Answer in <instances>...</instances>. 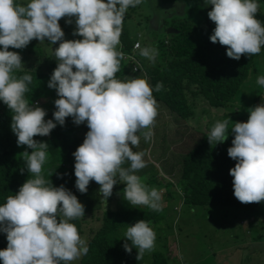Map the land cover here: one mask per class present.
Listing matches in <instances>:
<instances>
[{
	"label": "clouds",
	"instance_id": "clouds-1",
	"mask_svg": "<svg viewBox=\"0 0 264 264\" xmlns=\"http://www.w3.org/2000/svg\"><path fill=\"white\" fill-rule=\"evenodd\" d=\"M142 2L0 0V101L11 112L17 145L32 149L22 153L25 168L34 177L26 179L15 195L0 205V232L6 233L7 239V247L0 249L3 264H70L89 251L86 239L70 222L84 218L85 206L64 186L48 185L41 174L48 144L34 139L50 135L68 117L75 124L86 123L88 127L83 143L73 153L75 186L82 194L95 181L100 186L98 192L107 200L114 186L124 182L123 198L132 207L162 210V194L149 189L137 174L147 166L145 153L134 151L139 148L141 136L148 142L154 135L158 110L153 88L144 78H115L123 55L132 63L134 74L142 70L135 57L137 51L151 63L156 61L157 49L142 47L140 30L135 31L131 51L124 53L122 49L125 14ZM204 4L212 5L208 17L215 28L210 40L225 46L229 58L239 60L244 55L261 53L264 24L256 18L257 0H204ZM178 5L175 2L171 6ZM73 17L74 35L82 39H64L59 21L67 18L66 22L72 23ZM163 24L160 27L165 34H171L166 32L169 25ZM34 39L40 43L47 40L51 45L59 42L53 49L57 67L48 81V87L55 89L59 97L54 101V119L46 120V110L26 99L32 76L14 75L24 65L20 53L9 49L26 48ZM135 62L139 64L138 71H134ZM256 84L264 87V75L257 77ZM162 88L163 83L157 82L155 91ZM261 99L255 96L249 114H242L247 121L237 119L229 127L231 119L217 120L207 135L209 144L215 146L225 142L231 130L234 138L227 153L236 163L229 174L234 196L242 204L264 201V104L258 103ZM25 168L20 169L21 173ZM123 237L126 252L131 254L133 247L137 249V260L155 248L156 233L143 219L130 225ZM263 261V257L257 259L260 264Z\"/></svg>",
	"mask_w": 264,
	"mask_h": 264
},
{
	"label": "trees",
	"instance_id": "trees-1",
	"mask_svg": "<svg viewBox=\"0 0 264 264\" xmlns=\"http://www.w3.org/2000/svg\"><path fill=\"white\" fill-rule=\"evenodd\" d=\"M149 1L158 11L165 9V14L173 11L170 8L173 3L180 2V0ZM258 1L264 4V0ZM20 2L26 3L27 0H20ZM181 2H189L192 5L190 18L185 17L177 23L165 18L162 20L164 26L172 25L180 30L179 33H171L167 40H163L154 38L149 31V36L143 41V47L157 49L156 61L153 64L144 57L137 59L144 78L153 88L156 101H159L164 110L166 107L165 111L169 112L179 124L178 132L173 135L167 130L166 122L158 117V112L155 120H158L162 126L154 125L152 128L154 135L146 143H149L150 148L156 146L158 151H160V146L170 144L171 156L175 158L170 160L172 157H167L166 152H158L155 149L152 153L157 155L153 160L158 162L159 166L155 167L152 162L148 164L150 159L146 158L147 166L143 170L148 169L151 177L158 175L157 172L152 173L156 169L166 173L169 178L177 175L183 180L188 178L189 189L181 195L183 204L190 209L203 210V212L195 213L193 219V225L205 238V241L201 243L199 260L188 262L183 256H167L166 233L173 230L172 225L167 224L162 226L163 235L158 236L155 241V250L145 253L142 259H136L137 249L135 247L131 254L125 251L123 245L126 238L123 236L127 228L141 219L154 226L160 220L163 221L166 215L165 208L160 215L158 211H153L146 206L124 207L122 200L114 201L112 197L110 202L99 201L98 204L91 206V203L86 200V193L82 194L74 183L76 177L73 153L83 143L84 138L79 134L83 126L85 128L87 126L77 125L71 117H68L65 124L63 126L57 124L50 135L35 136L34 139L48 144L46 149L48 156L41 173L48 185L51 183L55 187L62 185L76 195L83 205L85 203L84 218L70 221L76 225L89 247L88 253L82 256L80 264H260L255 257L258 253L255 247L257 243L264 248V225L261 228L257 225L260 222L264 224V201L242 204L234 196L233 178L229 170L235 166L236 161L231 159L227 153L234 136L229 130L225 142L215 146L210 145L207 135L214 125L210 122L202 137L194 141L192 139L195 135L194 124L189 119L202 114L214 117L216 113H219V108L230 107L235 118L247 121L240 111L235 114L236 109L232 107V104L239 100V92L243 87H249L251 92V95L244 96V98L252 97L254 101L255 96L264 97V87L261 89L263 92L255 89L257 77L264 75V47L258 55L250 57L244 55L239 60L229 58L225 46L210 40L215 24L209 19L208 12H204V0H181ZM145 4L142 2L139 9ZM211 7L212 5H210V10ZM133 8H129L124 19L131 17ZM193 10H195L194 13ZM197 11L205 13V16L198 18ZM256 18L264 24V11L258 10ZM59 23L65 33L64 39H67V29L63 27L67 22L62 18ZM136 32H138L137 29ZM121 39L124 53H129L135 43L132 29L126 28V33L124 36L121 35ZM46 45L33 44L32 47L37 49L39 55L47 56ZM9 50L19 53L22 51V49L13 48ZM122 60H124V55ZM122 60L120 71L115 74L116 79L124 78L127 74L126 69L122 67ZM46 66L51 67L49 64ZM56 67L57 61L55 67L49 72L52 74ZM25 74L32 76V82L28 85V91L25 94L26 99L32 105L35 104L44 109L50 108V113H47L45 119H54L53 113L56 110L54 101L59 97L55 89L48 87L50 76L43 72L26 69L14 72L16 77ZM157 82L163 83L160 91H155ZM11 119L9 108L0 101V205L6 203L8 196L15 195L26 179L34 178L25 168L26 162L22 153L26 150L31 152L32 149L17 145V137L11 129ZM141 151L147 152L144 147ZM196 160L201 165L205 164L207 173L203 176L197 174L196 177H188L189 165ZM127 166L126 164L125 167ZM21 168H25L23 173L20 171ZM137 174L140 176V172ZM123 189L122 186L121 193ZM111 203H120V205L113 206ZM208 206H212L213 216L217 221L212 219ZM93 220H98V226L89 225ZM242 223L248 224V228L245 229ZM232 224L237 225L233 235L228 232L227 237H223L218 233V230L227 229ZM173 225L178 236V223H173ZM6 247H0V249ZM230 249L232 250L228 252ZM0 264H3L2 260Z\"/></svg>",
	"mask_w": 264,
	"mask_h": 264
},
{
	"label": "rangeland",
	"instance_id": "rangeland-1",
	"mask_svg": "<svg viewBox=\"0 0 264 264\" xmlns=\"http://www.w3.org/2000/svg\"><path fill=\"white\" fill-rule=\"evenodd\" d=\"M143 0V3H146L145 6L139 9L140 5L134 7L131 10V17H127L124 19V27L122 29V32L124 34L126 33V28H131L132 31H134L133 38H135V31L140 30V33L142 34L140 41H144L147 36H149V31L151 32V35L154 36V38L160 39V38H169L170 34H165L163 27H160L163 24V18L166 20L172 21L177 23L179 20L184 19L185 17L190 18L192 16V5L189 2H180L177 1V4L179 2L178 7H172L173 11H170L169 14H165L163 11H156V8L152 7L151 2L148 0ZM259 4V10L261 12L264 11V4L261 3V1H258ZM171 7V6H170ZM154 8V9H153ZM212 8V7H211ZM204 12H209L210 10V4L204 6ZM195 10H193V13ZM196 16L198 18H202L205 16V13H201L200 11L196 12ZM67 18H63V20H66ZM65 29H67V34L66 38L67 40H75V39H82V37L78 35H74V30H75V18H72V23H66L63 26ZM172 26H167V29L171 28ZM33 44L36 45H46V50L47 51V56L39 55L37 53V49L35 47H32ZM58 46V42L56 44H49L47 40L45 42L40 43L38 40H32L26 48H23L20 55L22 57L23 65L21 69L18 70H34L37 72H43L51 76V73L49 70L51 68H54L56 65V59L54 58L53 54L55 49ZM119 46V45H118ZM117 46V47H118ZM143 47V43H142ZM136 59L141 56L139 55V51L135 53ZM123 61V66L126 70L125 72L127 73L124 78L118 79L122 81H127L131 80L134 78H144V74L142 70L140 71L139 74H134L132 71V63L130 60L124 59ZM46 64H49L51 67L47 68ZM145 79V78H144ZM150 81V79H148ZM255 89L258 92H263L261 89H263L260 86L255 87ZM239 100L235 101L234 104H232V107L236 109L234 112L235 114L237 111H240L241 114L248 115L249 108H253V102H252V97L244 98V96L251 95L249 87H243L241 91L239 92ZM157 102V110L159 112V116L163 122H166L167 130H169L173 135H175L178 132V122L176 119L173 118V116L165 111L163 109L162 105L159 104V101ZM260 104H264V97L260 101H258ZM36 106V105H35ZM47 113H50V108H45ZM219 113H216L217 115H214V117H208V114H202L198 116H194L189 119L192 124H194V132L195 135L193 136V140H199V138L202 137L204 132L207 129V126L210 122L215 123L217 120L223 121L225 119H231L229 127L234 125V123L237 121V118H235L232 114V108L227 107V108H219ZM198 114V113H197ZM200 116V117H199ZM214 120V121H213ZM212 123V124H213ZM81 126L86 125V123L80 124ZM154 125H161L158 120H155ZM162 126V125H161ZM230 130V129H229ZM88 131V127L85 128L83 126L80 136L85 138V135ZM153 131V130H152ZM193 132V131H192ZM190 132V134L192 133ZM187 139V138H186ZM160 146V143H158ZM146 150L147 152L145 153L144 159L148 158L150 159L148 164L152 162V165L155 164V167L159 166V163L154 161L153 158L157 154H153L152 151L157 150L156 146L151 147L149 146V143H146V141L143 139V136H141L140 139V145L139 148H134V151H141ZM158 151V150H157ZM160 151L161 152H166V156L171 158L172 150L170 149V144H164L163 146H160ZM158 151V152H160ZM47 152V151H46ZM48 156V152H47ZM150 156V157H149ZM157 157V156H156ZM175 157H172L170 160H173ZM183 167V165H182ZM178 170L179 167H178ZM156 174L158 173L157 176L151 177L148 174V169L146 170H141L140 171V177L142 178L143 182L148 186L149 189L155 188L157 189L161 194H162V201H161V207L162 210L165 208L166 215L163 219V221L160 220V222H157L153 226L152 223H149V226L155 231L156 233V239L157 237H161L163 235L162 233V226L167 224V225H172V232L166 233L167 237L165 240L166 248H167V256L169 257H180L183 256V258L186 259V261L191 262L194 260H199L200 253H201V246L205 238L200 235V230L196 228V226L193 225V219L195 216V213L198 211L203 210H196V209H190L189 207L184 206L183 204V199L181 198V195L185 192H187V189H189L190 182L188 178H184V180L177 175L174 178H169L166 173L161 172L160 170L154 169L152 173ZM204 173H207V169H205V164L201 165L198 160L196 162H192L189 165V171H188V177H196L197 174H201L202 176ZM144 174V175H143ZM143 175V176H142ZM208 175H209V170H208ZM171 180V181H170ZM75 183V182H74ZM122 186L125 188V183L119 182L117 183L114 188H113V194L107 198V200L98 192L99 185L96 182H90L88 186V191L86 193V200L91 203V206L93 204H98L99 201L103 202H110L112 199L114 201H119L122 200V205L124 207H132L125 199L123 198V193L122 191ZM167 192V194H166ZM166 194V195H165ZM83 197V196H82ZM112 197V199H111ZM113 206L120 205V203H111ZM85 206V203H84ZM210 208V214L213 220L217 221L216 217L213 216V209L212 206H208ZM158 211L160 215H162L163 211ZM99 211V210H97ZM189 216V217H188ZM59 219V217L57 218ZM244 222H247L246 220H243ZM257 221V219H255ZM174 224L178 223L177 229L179 230L178 236L176 235V230L174 228ZM98 220H93L89 225L91 227H96L98 226ZM244 228H248V224L242 223ZM258 226L263 227V223L260 222L257 224ZM237 225L232 224L229 226L227 229H222L218 230V233L221 234L223 237H227L229 233L232 235L235 232V227ZM198 230L195 233V230ZM247 231V230H246ZM229 232V233H228ZM262 233V232H261ZM263 234V233H262ZM165 238V237H163ZM262 238V237H261ZM263 239V238H262ZM177 241V243L175 242ZM264 243V242H263ZM7 246V239H6V233L0 232V247H5ZM241 247H244V245H241ZM256 247L258 250L264 252V248L260 244L256 243ZM156 248V247H155ZM154 248V250H155ZM232 249H230L228 252H230ZM262 252H258L255 254V257L258 258H264V254ZM147 253V252H146ZM82 256L73 262H70V264H80ZM250 263V261H248ZM231 264V263H229Z\"/></svg>",
	"mask_w": 264,
	"mask_h": 264
},
{
	"label": "built area",
	"instance_id": "built-area-1",
	"mask_svg": "<svg viewBox=\"0 0 264 264\" xmlns=\"http://www.w3.org/2000/svg\"><path fill=\"white\" fill-rule=\"evenodd\" d=\"M138 45V43H136V46ZM131 58L133 59V60H135V58L134 57H132L131 56ZM139 70V64H138V62H135V64H134V71H138Z\"/></svg>",
	"mask_w": 264,
	"mask_h": 264
},
{
	"label": "water",
	"instance_id": "water-1",
	"mask_svg": "<svg viewBox=\"0 0 264 264\" xmlns=\"http://www.w3.org/2000/svg\"><path fill=\"white\" fill-rule=\"evenodd\" d=\"M177 31H178L177 29L171 27V28L167 29L166 32H167V33H174V32H177Z\"/></svg>",
	"mask_w": 264,
	"mask_h": 264
}]
</instances>
